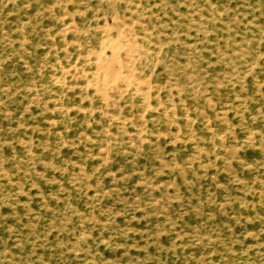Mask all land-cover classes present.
Wrapping results in <instances>:
<instances>
[{"label": "rangeland", "instance_id": "rangeland-1", "mask_svg": "<svg viewBox=\"0 0 264 264\" xmlns=\"http://www.w3.org/2000/svg\"><path fill=\"white\" fill-rule=\"evenodd\" d=\"M0 264H264V0H0Z\"/></svg>", "mask_w": 264, "mask_h": 264}]
</instances>
